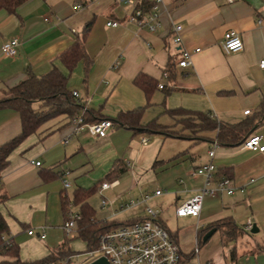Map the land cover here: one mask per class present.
I'll list each match as a JSON object with an SVG mask.
<instances>
[{
  "label": "crops",
  "instance_id": "0c3cea01",
  "mask_svg": "<svg viewBox=\"0 0 264 264\" xmlns=\"http://www.w3.org/2000/svg\"><path fill=\"white\" fill-rule=\"evenodd\" d=\"M152 6V0H27L15 12L0 9V100L32 75L43 77L54 67L68 75L59 57L90 24L84 42L87 62L78 63L67 84L71 94H78L86 118L117 124L121 114L144 109L142 126L155 123L184 136L113 126L106 136L94 138L86 131L74 133L70 119L61 116L25 138L9 155L0 178V212L22 264L48 258L65 242L63 200L73 202L78 189L97 187L89 203L94 209L95 197L101 209L100 183L118 180L103 194L108 201L103 216L94 210L98 219L122 222L121 214L140 207L122 206L149 193L152 184L155 192L185 193L183 203L198 194L204 180L191 178V172L209 163L212 149L216 178L230 179L234 194L209 197L206 208L205 198L196 223L205 228L229 219L244 231L252 222L258 233L244 232L237 240L228 239L224 227L216 230L224 244L217 264H241L245 255L248 264H264V254L255 249L264 246V152L246 150L243 143L221 146L217 131L197 133L192 129L197 121H189L197 113L228 125L249 121L251 135H262L264 146V0H163L155 31L145 20ZM137 11L144 18L134 19ZM176 26L183 29L180 45L174 43ZM228 30L240 34L241 52L223 51ZM13 39L19 41L18 54L9 58L1 47ZM183 51L192 53L187 68L179 66ZM140 76L155 84L150 101L135 83ZM21 132L20 114L0 109V146ZM65 181L71 184L68 190ZM141 210L127 221L143 217ZM31 230L35 235L28 234ZM0 264L14 263L0 257Z\"/></svg>",
  "mask_w": 264,
  "mask_h": 264
},
{
  "label": "trees",
  "instance_id": "16d2710c",
  "mask_svg": "<svg viewBox=\"0 0 264 264\" xmlns=\"http://www.w3.org/2000/svg\"><path fill=\"white\" fill-rule=\"evenodd\" d=\"M26 1L27 0H0V9H4L12 13L15 12L16 9ZM89 29L90 24L85 27L83 35L77 38L74 45L59 57L60 62L67 69L68 75L63 74L56 67H54L43 77H36L32 75L29 77V79L17 87L10 89L6 96L0 100V109H15L20 114L22 125V132L20 135L10 142L0 146V178L8 165V157L12 151L25 138L36 133L40 127H42L47 122L61 116H65L71 121L74 117L79 115H82L84 121L87 123L102 121L99 120L93 122L88 120L86 118V113H82V106L77 102L76 98L68 91L67 88L68 77L77 67L78 63L81 61L87 62V54L84 47V42ZM86 68H88V65ZM135 83L145 90L147 99L150 101L152 91L155 89L154 82L151 79L140 76L136 78ZM35 103H39L41 105L39 110H36L33 107ZM143 111L144 109H138L126 114H121L116 120L117 124H114L113 122V126H120L134 132L145 131L171 137H184L179 133L167 131L155 123L142 126L140 119ZM196 118L197 123L193 124V131L195 130L197 133L200 131H217L216 141L221 146L234 147L240 145L252 134V124L249 121L242 122L237 125H228L218 122L216 119L211 118L208 114L202 113H197ZM189 121L191 120L189 119ZM107 178L109 179V177ZM96 189L97 187L78 189L75 192L73 198V203L79 206V212L81 216L77 223V239L82 240L87 245V252L96 250L99 246L100 238L105 233L122 223L98 219L95 210L89 203V199L95 194ZM63 201L64 212L67 204H69V201H67L65 198ZM2 202L3 197L0 196V203ZM162 226H164V228L167 230L163 223ZM223 227L226 228V236L228 239L237 240L244 234V231L240 230L233 221L226 219L197 230L199 245L202 242L204 243V237L208 232L213 229L218 231L223 229ZM8 234V224L0 212V245H2L0 256L13 260L14 264H22L19 260V247L14 244L12 239L8 238ZM4 237L7 238L8 242H10L9 245H6L7 241L3 240ZM171 237L174 239L173 235ZM255 249L256 252L264 254V246L258 245ZM75 254L76 252L71 251L69 245L64 242L48 258L31 264L56 262ZM234 256L235 254L233 252L232 260L235 259ZM193 257V254L184 256L182 264L187 263Z\"/></svg>",
  "mask_w": 264,
  "mask_h": 264
},
{
  "label": "built area",
  "instance_id": "2783aa9c",
  "mask_svg": "<svg viewBox=\"0 0 264 264\" xmlns=\"http://www.w3.org/2000/svg\"><path fill=\"white\" fill-rule=\"evenodd\" d=\"M232 2L233 0H226ZM153 6L150 14L145 19L150 26L151 31H155L159 26V8L163 0H152ZM144 18V13L142 11L135 12L134 19ZM116 27L118 24L109 23V26ZM181 26H176L174 32L176 34L174 38V43L180 45L182 43V32ZM222 49L225 53H238L244 49V43L240 34L236 30H228L224 34L222 41ZM19 41L13 39L2 45V54L9 58H14L18 54ZM199 52V50H196ZM182 60L179 62V66L182 68H187L191 65L192 53L189 51H183ZM119 65V62L116 66ZM260 68L264 69V60L260 63ZM164 77L168 78L169 74L164 73ZM160 89L164 86L160 85ZM75 98H78L77 93H73ZM246 115L249 111L245 112ZM71 125L73 127L74 133H80L86 131L90 136L104 137L113 128V122L110 120H102L95 123H87L84 121L82 115L76 116L71 120ZM144 144L147 140H143ZM263 136L260 134L250 135L244 142L243 147L246 150L253 152H264V146L262 144ZM210 161L207 165L197 168L191 172V178H203V187L198 194L176 207L175 216L177 219L194 218L199 220L204 199L206 197H217L220 193H226L227 195L234 194V189L232 187V181L228 178H216V166L213 162L215 155L214 149L210 150L209 153ZM33 163V162H32ZM36 166H41L40 162L35 163ZM119 185L118 180H110L102 182L99 186V194L102 196L100 202V208L105 209L108 206V201L103 197V194L110 189H114ZM71 188V184L64 182V189L68 190ZM162 191H156L152 195L149 193H142L141 198L137 200H132L122 206L124 209H133L138 206L144 205L142 210L143 217L136 218L133 220H128L122 222L119 226L111 229L105 233L99 240V246L96 250L87 252L90 256L95 257L91 262L97 260L98 258L104 257L107 259L109 264H182L184 260V253L180 249L178 243L172 239L169 232L162 226L161 221V210H153L147 207V204L153 197L162 196ZM65 220L62 225L63 232L70 236L72 233H76L77 223L80 220L79 208L69 202L64 211ZM202 228V226L197 223L196 229ZM254 228L252 222H248L244 226V232L251 233ZM30 236L35 235V231L31 230L28 233ZM41 239H45V234L41 235ZM7 241L6 245H9L7 238H3ZM2 250V245H0V251ZM200 254L199 243L197 241L196 246L193 250L194 257H198ZM78 256L76 253L73 256L58 260L56 262H49L44 264H79L75 260ZM90 262V263H91ZM89 264V263H88ZM186 264V263H184ZM197 264H210L209 262H201L198 259Z\"/></svg>",
  "mask_w": 264,
  "mask_h": 264
},
{
  "label": "rangeland",
  "instance_id": "374dc122",
  "mask_svg": "<svg viewBox=\"0 0 264 264\" xmlns=\"http://www.w3.org/2000/svg\"><path fill=\"white\" fill-rule=\"evenodd\" d=\"M192 121H197L196 117L190 118ZM173 133V132H172ZM129 178V176L127 177ZM126 186V185H125ZM159 187V186H157ZM150 188V189H149ZM148 191L149 194H153L156 189V184H152L149 187ZM163 195L161 197H153L152 200L149 201L147 207H150L153 210H161V221L167 228L169 234L175 239V241L180 246V249L184 253L185 256L193 254V250L196 246L198 241L197 230H196V219L194 218H187V219H177L175 216V209L176 207L180 206L185 198V193L175 196L170 195L164 188H161ZM119 193V190L116 191V194ZM141 198V194H139L137 199ZM129 199V198H128ZM132 198L129 199V202L132 201ZM133 199V200H137ZM209 197H206L204 202V207L208 202ZM94 209L96 210L99 217L103 216V212L99 209V201L97 198L91 201ZM210 206V205H209ZM144 205H141L139 208L134 209V211L126 212L120 215V221L124 222L127 221V217H131L133 215H137L139 210L143 209ZM206 208V207H205ZM142 211V210H141ZM60 233V232H59ZM64 240L69 245L71 251H75L79 257L75 260L79 262V264H88L93 259L96 258L92 257L87 253L88 248L87 245L80 239H77L76 233H72L70 236H67L64 232ZM173 239V238H172ZM223 242L221 240V236L219 233L214 234L209 241L202 242L199 245L200 254L198 257H193L189 260L186 264H197L198 259L201 262L205 260H211L214 264H217V259L221 260L223 255ZM229 254H231V248L229 249ZM1 257V256H0ZM2 259V258H1ZM248 256L241 257V264H248Z\"/></svg>",
  "mask_w": 264,
  "mask_h": 264
},
{
  "label": "water",
  "instance_id": "95a60500",
  "mask_svg": "<svg viewBox=\"0 0 264 264\" xmlns=\"http://www.w3.org/2000/svg\"><path fill=\"white\" fill-rule=\"evenodd\" d=\"M215 233H216V229H213L210 232H208L204 237V242H207ZM256 233H258V230H256V227L254 226L251 234H256ZM89 264H109V262L107 261L106 258L101 257Z\"/></svg>",
  "mask_w": 264,
  "mask_h": 264
}]
</instances>
